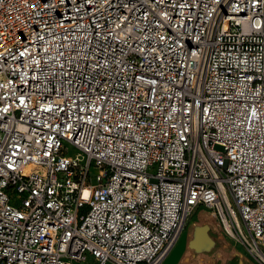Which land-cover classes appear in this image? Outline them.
<instances>
[{
    "label": "built area",
    "instance_id": "2783aa9c",
    "mask_svg": "<svg viewBox=\"0 0 264 264\" xmlns=\"http://www.w3.org/2000/svg\"><path fill=\"white\" fill-rule=\"evenodd\" d=\"M203 207L264 264V0H0V264H162Z\"/></svg>",
    "mask_w": 264,
    "mask_h": 264
},
{
    "label": "rangeland",
    "instance_id": "374dc122",
    "mask_svg": "<svg viewBox=\"0 0 264 264\" xmlns=\"http://www.w3.org/2000/svg\"><path fill=\"white\" fill-rule=\"evenodd\" d=\"M215 149L222 151L220 146ZM183 238L184 253L188 255L185 264H235L239 247L260 264L208 208H199L190 215Z\"/></svg>",
    "mask_w": 264,
    "mask_h": 264
},
{
    "label": "crops",
    "instance_id": "0c3cea01",
    "mask_svg": "<svg viewBox=\"0 0 264 264\" xmlns=\"http://www.w3.org/2000/svg\"><path fill=\"white\" fill-rule=\"evenodd\" d=\"M184 232L174 249L171 251V253L167 256V258L163 261L162 264H185V259L188 255L184 253V244L181 242L184 239ZM235 264L257 263L246 253V251L242 247H239V253L236 255Z\"/></svg>",
    "mask_w": 264,
    "mask_h": 264
}]
</instances>
